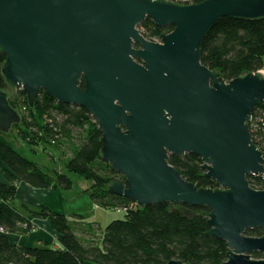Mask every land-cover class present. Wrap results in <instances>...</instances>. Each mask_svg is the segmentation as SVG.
I'll return each instance as SVG.
<instances>
[{"label": "water", "instance_id": "1", "mask_svg": "<svg viewBox=\"0 0 264 264\" xmlns=\"http://www.w3.org/2000/svg\"><path fill=\"white\" fill-rule=\"evenodd\" d=\"M223 17L262 18L264 0H0L2 73L31 106L44 90L89 111L103 160L124 178L109 192L139 208L205 207L208 235L228 246L221 264H264V235L247 234L264 229V187L248 178L264 182L263 152L249 127L264 104V71L226 81L202 63L203 41ZM148 18L173 29L150 40L139 28ZM21 120L0 89V131ZM172 154L201 157L217 188L187 180Z\"/></svg>", "mask_w": 264, "mask_h": 264}, {"label": "trees", "instance_id": "2", "mask_svg": "<svg viewBox=\"0 0 264 264\" xmlns=\"http://www.w3.org/2000/svg\"><path fill=\"white\" fill-rule=\"evenodd\" d=\"M203 1L206 0H193V4ZM139 28L150 40L161 39L173 29L160 28L149 18ZM263 56L264 17H223L207 34L201 48L202 63L218 71L226 81L263 70ZM5 60V53L0 50V89L3 91L8 85L2 73ZM9 102L22 112V125L36 128L31 137L25 130H19L30 144H55L65 136L73 148L72 155L64 159L65 171L50 170L20 154L0 131V172L5 177L0 183V228L5 231L0 233V264H167L172 259L190 264H221L226 260V242L208 235L205 207L163 203L139 208L132 200L108 191L114 181L124 178L110 164L102 166V132L87 109L61 103L44 90L39 92L33 106L29 104L26 90L20 88L17 98H9ZM252 120V139L264 152V104L255 109ZM170 163L199 187L217 188L216 182L204 175L201 157L172 154ZM68 173L92 181L90 192L94 202L105 209L120 208L124 217L112 220L105 227L100 225L96 233V222L73 220L43 206L32 214L51 220L60 247L48 243L27 246L14 241L13 234L33 229L28 217L14 205L17 185L69 189L73 181ZM248 178L252 187H264L260 176ZM247 234L263 236L264 229L256 228ZM252 257L263 256L255 253Z\"/></svg>", "mask_w": 264, "mask_h": 264}, {"label": "rangeland", "instance_id": "3", "mask_svg": "<svg viewBox=\"0 0 264 264\" xmlns=\"http://www.w3.org/2000/svg\"><path fill=\"white\" fill-rule=\"evenodd\" d=\"M263 71H264V56H263ZM4 90L7 92V95L9 96L10 99L15 100V98H17V93L19 91V88L8 84ZM19 113L21 114L23 120V114L20 110ZM22 120L20 123L13 125V127L7 133H5L6 137L14 144L15 148L19 151V153L25 156L26 158L34 160L36 163L38 162V164L47 167L50 170L65 171L63 164L64 159L72 155L71 150L73 146L71 145L70 140L65 136H63L60 137L55 144H48L43 142L38 144H30L20 135L19 130L20 129L25 130L27 136L31 137V135H34L33 131H36V128L30 129L25 127L24 125H22ZM76 133L77 132L75 131L74 133L75 136H77ZM103 161L104 163H102V166H106V163L109 164L105 160ZM68 174L73 181L71 188L49 189L50 191L59 190L63 193L62 194L63 199L58 197V201L60 202V205L57 207L58 209L57 212H63V214L67 215L68 218H70L69 216H75V217L82 216L84 218H87L88 221H94V222L96 221V224L98 225V226L95 225L96 226L95 230L97 231L96 233H99L100 225L102 227H105L112 220L124 217L123 212L122 211L120 212V210L118 209L112 210L108 208L107 210L104 207L98 206L97 204L95 205L94 200L91 198V192H90L92 181L87 180L76 173H68ZM0 175L4 177V175L1 172ZM1 177H0V181L5 179V177L4 179ZM14 204L17 207H21L22 201H20L17 197H15ZM41 207H38L36 209H31L30 207L24 206L22 207V209H24V211H26L27 213L32 214V211L39 210ZM175 208L181 209V207H175ZM33 216L38 218H44L36 215ZM71 219L74 220V218ZM78 220H81V218ZM34 228L35 225L33 224V229ZM4 232L5 231L2 228H0V233H4ZM23 234L25 236L28 233H23ZM52 246L55 248L60 247V242L58 240L57 234L54 243H52Z\"/></svg>", "mask_w": 264, "mask_h": 264}, {"label": "crops", "instance_id": "4", "mask_svg": "<svg viewBox=\"0 0 264 264\" xmlns=\"http://www.w3.org/2000/svg\"><path fill=\"white\" fill-rule=\"evenodd\" d=\"M38 163V162H37ZM2 175H0L1 177ZM1 178L4 179L2 176ZM5 180V179H4ZM4 180L0 181L4 182ZM63 193L59 190L50 191L48 189L42 188H32L24 183H19L17 185L16 196L20 201H22L21 207H17L19 211H21L24 215L28 217V219L35 225V228L28 232L27 235L24 236L23 233H15L13 234V240L27 246L38 245L44 246V244L48 243L52 246L54 240L56 238V232L52 227L51 220L48 218H38L34 217L32 214L27 213L22 209V207L27 206L31 209H36L38 207L46 206L52 211L57 212V207L60 205L58 201V197L63 199ZM96 205V203H95ZM108 210V209H107ZM63 214V212H58ZM70 219H80V217L69 216ZM82 217V216H81ZM82 221H88L87 218L82 217ZM96 222V221H95ZM23 234V235H22Z\"/></svg>", "mask_w": 264, "mask_h": 264}, {"label": "built area", "instance_id": "5", "mask_svg": "<svg viewBox=\"0 0 264 264\" xmlns=\"http://www.w3.org/2000/svg\"><path fill=\"white\" fill-rule=\"evenodd\" d=\"M167 1H172V2H175V3H178V4H185V5H190V4H193V0H167ZM169 32V31H168ZM167 33V32H166ZM154 41H161V39H155ZM259 107V106H258ZM258 107L256 109H258ZM254 126V122L252 120V114L250 116V121H249V127L251 129V132H252V127ZM263 156H264V152H263ZM264 175V174H263ZM255 176H260L261 175H255ZM118 210L123 211L122 209L118 208Z\"/></svg>", "mask_w": 264, "mask_h": 264}, {"label": "flooded vegetation", "instance_id": "6", "mask_svg": "<svg viewBox=\"0 0 264 264\" xmlns=\"http://www.w3.org/2000/svg\"><path fill=\"white\" fill-rule=\"evenodd\" d=\"M255 254V253H254ZM260 254V253H259ZM262 255V254H261ZM263 256V255H262ZM263 258V257H262ZM260 259V258H259Z\"/></svg>", "mask_w": 264, "mask_h": 264}]
</instances>
